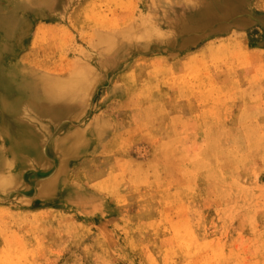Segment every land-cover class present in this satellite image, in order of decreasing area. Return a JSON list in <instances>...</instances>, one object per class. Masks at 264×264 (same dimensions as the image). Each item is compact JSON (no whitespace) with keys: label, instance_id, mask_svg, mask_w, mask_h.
<instances>
[{"label":"rangeland","instance_id":"obj_1","mask_svg":"<svg viewBox=\"0 0 264 264\" xmlns=\"http://www.w3.org/2000/svg\"><path fill=\"white\" fill-rule=\"evenodd\" d=\"M1 14L0 264H264V0Z\"/></svg>","mask_w":264,"mask_h":264},{"label":"bare ground","instance_id":"obj_2","mask_svg":"<svg viewBox=\"0 0 264 264\" xmlns=\"http://www.w3.org/2000/svg\"><path fill=\"white\" fill-rule=\"evenodd\" d=\"M4 18H6V14H1L0 15V20H3ZM10 18V17H9ZM12 18V17H11ZM11 20V19H10ZM8 22V21H7ZM35 90H36V88H35ZM37 91V90H36ZM51 92L52 93H50L49 92V90H48V87H45V92H44V94H43V96L41 97V98H38V100L41 102V101H44L45 99L44 98H47V97H49L50 96V98L52 97V96H54L55 95V93L53 92V90H51ZM28 94V93H27ZM36 100V99H35Z\"/></svg>","mask_w":264,"mask_h":264}]
</instances>
